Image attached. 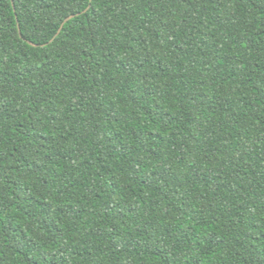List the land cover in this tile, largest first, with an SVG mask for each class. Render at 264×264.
<instances>
[{"label":"trees","instance_id":"obj_1","mask_svg":"<svg viewBox=\"0 0 264 264\" xmlns=\"http://www.w3.org/2000/svg\"><path fill=\"white\" fill-rule=\"evenodd\" d=\"M0 264H264V0H0Z\"/></svg>","mask_w":264,"mask_h":264},{"label":"water","instance_id":"obj_2","mask_svg":"<svg viewBox=\"0 0 264 264\" xmlns=\"http://www.w3.org/2000/svg\"><path fill=\"white\" fill-rule=\"evenodd\" d=\"M72 17H74V16L68 17V18L66 19V21H68V20L71 19Z\"/></svg>","mask_w":264,"mask_h":264}]
</instances>
